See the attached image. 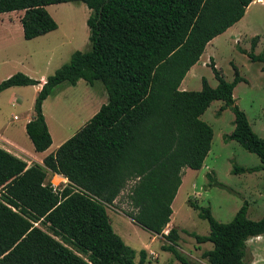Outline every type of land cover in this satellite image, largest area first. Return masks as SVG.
Wrapping results in <instances>:
<instances>
[{
  "label": "trees",
  "instance_id": "obj_1",
  "mask_svg": "<svg viewBox=\"0 0 264 264\" xmlns=\"http://www.w3.org/2000/svg\"><path fill=\"white\" fill-rule=\"evenodd\" d=\"M78 1L90 10V49L74 51L43 83L16 72L0 81V92L41 84L25 126L37 152L52 143L42 105L55 87L99 80L107 102L42 165H28L0 147V264H144L146 250L136 263V251L115 233L106 211L128 184L132 211L126 215L162 236V250L180 264H191L178 250V231L164 230L183 168L200 169L210 150L213 130L200 116L212 101L222 100L219 111L230 106L234 115L223 140H235L260 160L232 171L262 170L264 186V140L233 98L243 81L237 67L227 81L212 62L215 87L202 78L199 90L179 88L206 45L238 22L253 0H0V13L22 10L23 36L30 40L57 28L46 6ZM257 39L242 52L264 62L254 53ZM48 170L67 179L60 191L50 188ZM191 206L209 226L206 235L189 233L198 244H212L201 254L207 263L244 264L247 240L264 235V216L249 219L247 201L229 222L216 220L210 207Z\"/></svg>",
  "mask_w": 264,
  "mask_h": 264
},
{
  "label": "rangeland",
  "instance_id": "obj_2",
  "mask_svg": "<svg viewBox=\"0 0 264 264\" xmlns=\"http://www.w3.org/2000/svg\"><path fill=\"white\" fill-rule=\"evenodd\" d=\"M258 1L262 3L249 4L238 22L206 45L197 65L192 69L193 73L186 75L184 85L185 90H199L202 78H205L210 86L215 87L218 81L211 69L212 62L222 77L231 81L235 65L243 77V81L233 89L235 104L245 112L253 132L264 140V62L252 61L247 53L242 52L250 51L251 40L257 36L254 53L264 58V0ZM46 9L57 23V28L42 37L26 40L21 36L16 40L11 55L15 52L22 58L15 63L3 65L4 57L0 55V81L9 77H5L9 72H12L11 75L22 72L38 80L42 75L53 74L63 63L68 62L74 51L90 49L86 24L90 10L83 2L50 4ZM17 97H20L18 103L12 105V99ZM33 97V85L2 91L0 128L7 123L18 124L26 114L32 112ZM106 100V91L99 80L90 85L80 79L74 86L65 82L55 87L45 105L52 131L49 152L56 150L59 139H67L76 133ZM223 104L222 100L212 101L200 116L213 130L210 150L200 169L182 171V183L171 204L172 214L164 230V233L170 228L178 231V250L191 264H208L201 254L212 248L210 242L198 244L189 234L195 232L206 235L209 232L207 221L198 216V210L191 206L192 203L210 207L213 217L220 222L232 220L244 201L248 202L249 219L258 220L264 216L263 171H232L234 165H259V157L245 150L235 140H223V135L233 130L234 118L230 106L219 111ZM14 115L19 120L13 119ZM0 134L8 137V133L0 131ZM15 138L18 146L33 151L23 130L18 129ZM13 150L20 153L17 149ZM20 154L29 159L27 155ZM215 180L220 185H215ZM128 189L129 184L113 204L105 205L115 233L136 251L135 262H138V252L146 249L148 252L144 264H180L170 251L162 250L161 245L166 243L162 236L148 232L126 215L132 211L127 199ZM261 241L264 243L263 239ZM253 244V238L247 241L246 258ZM256 255L258 262L264 264V246L258 247Z\"/></svg>",
  "mask_w": 264,
  "mask_h": 264
},
{
  "label": "crops",
  "instance_id": "obj_3",
  "mask_svg": "<svg viewBox=\"0 0 264 264\" xmlns=\"http://www.w3.org/2000/svg\"><path fill=\"white\" fill-rule=\"evenodd\" d=\"M254 2L262 3V2H260L258 0H253L250 4H253ZM22 15H23V11L22 10L0 13V55L4 57L3 60H2L3 65H5L7 63H11V62L15 63V62H17V60L19 61L22 58L18 53L16 54L15 52H13V54L11 55V52L13 51V48L16 46L15 45V41L18 40L21 36L24 38L23 30H22V26H21V22H20V18H21ZM227 30L224 31L223 33H226ZM44 35L45 34L37 36L35 38L42 37ZM1 52H3V53H1ZM197 62L193 66H191V68L187 71L186 75L188 73H191V72L193 73L192 69L197 65ZM11 73L12 72L7 73L5 77L11 75ZM186 75L184 76V78L181 81V84L179 86V88L183 89V90L186 89L185 85H184ZM46 77L47 76H43L42 75V76H40V78L38 80L41 81V83H43L45 81ZM21 87L22 86H12V87H9V88H7V89H5L3 91H7V90L12 89V88H21ZM33 87H34V97H33V101H34L35 97H36V95H37V93H38V91H39V89L41 87V84L33 85ZM18 90H20V89H18ZM0 94H1V92H0ZM49 96L43 101L42 109H43V114H44L45 121L47 123L48 129H49L50 133L52 134V131L50 129L49 122H48V116H47V113H46V110H45V105H46V102H47V99L49 98ZM19 99H20V97L19 98L17 97L16 99H12V105L17 104ZM106 102H107V100H106ZM33 104H34V102H33ZM97 110H96V112H97ZM32 117H33V111L28 113V114H26L24 116L23 120H21V122H19L18 124L7 123L6 125L2 126L0 128V131L8 133V137L9 138L3 136L2 134H0V147L6 149L7 151L11 152L15 156L25 160L26 162H28L27 163L28 165H30L33 162L39 163V164L42 165L43 158L47 154L50 153L49 152V148L52 145V143L49 146V148H47L45 151L37 152V151L34 150L32 142L30 141L31 142L30 144L32 146L33 151H26L25 149H23V148H21L20 146L17 145V141H16V138H15L18 129L19 130H23L24 133L26 134V130H25L26 123ZM13 119L19 120V118L16 115L13 116ZM26 136H27V134H26ZM65 140H66L65 138L59 139L58 143L56 144V147L59 146ZM13 149H17L18 151H20V153H23L24 155H27L29 157V159L25 158L23 155H21L20 153H17ZM187 169H190V168H187V167L183 168V170H185V171ZM47 175L50 176L51 175V171L48 170ZM179 188H180V186H179ZM251 238H253L254 244L252 245V247H250V252L247 253V258H246V253H245L243 262H244V264H260L258 262L256 251H257L258 247L264 246V243L261 241L262 239L264 241V235H259V236H255V237H251ZM251 238H249V239H251ZM246 247H247V242H246ZM246 259H247V261H246Z\"/></svg>",
  "mask_w": 264,
  "mask_h": 264
},
{
  "label": "built area",
  "instance_id": "obj_4",
  "mask_svg": "<svg viewBox=\"0 0 264 264\" xmlns=\"http://www.w3.org/2000/svg\"><path fill=\"white\" fill-rule=\"evenodd\" d=\"M47 180L53 192L60 191L67 183V179L65 177L53 172H51V175L48 177Z\"/></svg>",
  "mask_w": 264,
  "mask_h": 264
}]
</instances>
